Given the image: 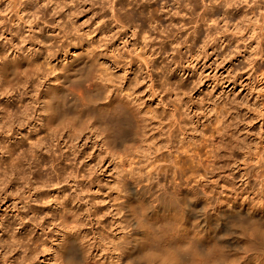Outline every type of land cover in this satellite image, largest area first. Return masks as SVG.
<instances>
[{
    "label": "rangeland",
    "instance_id": "obj_1",
    "mask_svg": "<svg viewBox=\"0 0 264 264\" xmlns=\"http://www.w3.org/2000/svg\"><path fill=\"white\" fill-rule=\"evenodd\" d=\"M166 1L0 0V63L18 59L0 66V264H24V256L57 263L41 242L48 246L63 231L78 230L88 249L96 243L102 254L99 232L116 218L109 213L117 198L109 181L119 164L105 152L95 123L71 113L41 121L43 98L51 96L45 88L58 86L57 76L75 93L92 80L129 99L140 129L127 150L138 151L145 131L156 132L166 121L162 111L173 108L190 126L231 121L229 154L220 163L235 187L246 181L244 163L258 153L264 162V0H168V19ZM148 18L168 22V51L175 53L145 69L148 49L138 32L152 30ZM258 172L247 180L264 198V171ZM57 174L62 181L54 185ZM59 195L67 225L57 217Z\"/></svg>",
    "mask_w": 264,
    "mask_h": 264
},
{
    "label": "bare ground",
    "instance_id": "obj_2",
    "mask_svg": "<svg viewBox=\"0 0 264 264\" xmlns=\"http://www.w3.org/2000/svg\"><path fill=\"white\" fill-rule=\"evenodd\" d=\"M163 10L168 19V0ZM151 19L148 18L153 23L152 30L138 32L148 49V56L142 58L145 69H149L148 64L155 57L171 60L175 53L174 48L168 51V45L172 47L173 43L168 41V22L164 27L157 19ZM39 36L42 41L47 40V36ZM17 63V57L12 55L3 59L0 66ZM66 66L63 64V68ZM64 79L54 78L62 93H55L58 86L45 88L51 96L46 94L43 98V125L68 113L76 116L78 122L92 121L102 136L105 152L117 161L119 169H115L109 181L117 195L109 213L116 218L111 229L101 226L104 230L98 235L102 254H97L100 248L96 243L90 251L78 230L63 231L56 242L48 246L41 242L42 248L52 252L55 264H264V198L254 194V186L247 180L252 172L264 171L263 156L258 153L249 159L256 160L253 164H243L241 174L246 181L241 187H235L222 175L224 164L220 158L229 154L225 146L233 136L231 121L219 119L221 122L216 124L218 116L214 115L216 122H210L211 129L200 120L190 126L181 109L178 112L170 108L162 111L165 123L156 125V132L146 130L138 151L131 152L127 150L128 143L135 141L140 120L131 111L129 99L119 93L109 94L92 80L78 83L80 90L75 93L64 85ZM74 120L70 121L76 125ZM124 164L133 169L127 170ZM61 181L57 174L52 183ZM82 185L81 191L87 190ZM62 198L59 195L57 199L62 205L57 208V217L67 225L71 217L65 215ZM5 237L4 245L8 243ZM32 260L23 257L24 264H35Z\"/></svg>",
    "mask_w": 264,
    "mask_h": 264
}]
</instances>
